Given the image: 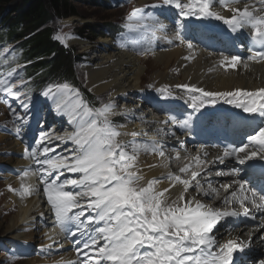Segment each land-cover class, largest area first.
<instances>
[{
	"label": "snow or ice",
	"instance_id": "obj_1",
	"mask_svg": "<svg viewBox=\"0 0 264 264\" xmlns=\"http://www.w3.org/2000/svg\"><path fill=\"white\" fill-rule=\"evenodd\" d=\"M145 7L175 9L174 34L169 37L167 25L152 13H146L144 8H134L129 13V31L138 30L131 27L135 21L138 27L151 29L153 40L178 41L180 45L186 44L191 52L194 45L186 43L184 30L187 26L183 21L189 18L220 21L234 34L246 33L250 45L246 49V60L239 53L221 55L219 67L235 70L241 65L248 70L252 63H264V0H162V4ZM145 20H151V26L143 23ZM157 31L161 33L160 37L156 36ZM54 38L67 47L72 37L57 33ZM138 54L144 55L146 51L141 50ZM193 58L191 55L183 57L188 61ZM25 67L26 64L17 61L15 49L5 46L0 50V103L23 124L30 119L37 121L32 144L23 150V158L32 161L36 167L30 165L21 170L17 178L23 181L30 175L38 176L42 190L37 185L22 184L19 191L11 186L8 191L21 199L43 195L50 208L52 231L58 228L64 241H71L75 248L76 259L68 260L67 264H234V254H244L250 248L253 232L264 229V86L255 90L210 91L180 83L157 88L161 99L183 100L193 113L223 101L258 119L244 121L250 129L245 134L246 142L242 138L239 145L226 148L211 159L205 146L200 145L197 154L191 157L195 166L186 164L179 169L183 176L169 171L167 175L145 180L139 165L140 155L167 159L165 144L155 139H137L141 134L135 131L122 132L120 129L125 125L114 124L111 117L119 114L127 118V111L118 113L111 100L100 107L89 106L80 90L66 81L50 83L40 94L52 101L58 115L68 117L73 130L61 134L51 126L44 127L31 103L30 80L19 71ZM153 87L149 85V88ZM10 100L19 103V111ZM21 111L24 115H20ZM139 119L143 120V116ZM169 122L191 131V115L179 120L168 115L163 123ZM125 135L132 139H121ZM148 135L143 133L144 137ZM16 137L24 142L19 132ZM55 141L63 145L70 143L73 147L58 153L60 145L54 144ZM180 143L183 146L184 142ZM175 158L179 160V152ZM226 159H234L236 165L247 167L232 166L228 171H216V176L232 178L228 183H221L219 188L213 187L208 179L213 175L212 167L196 170L202 163L224 164ZM164 166L168 167V164ZM242 171L246 176L241 175ZM165 183L168 187L161 188ZM177 186L180 190L174 195L172 189ZM220 189L225 193L231 189L222 203L239 205L241 211L235 207L222 211L197 198H218ZM256 212L262 214L261 222L250 229L248 239L233 237L232 231L239 224L230 223L229 218L232 221L241 217L256 221ZM40 216L43 218L44 213ZM222 222L227 239L217 228ZM45 236L51 243L42 245L41 252L48 249L51 253L53 245L63 246L56 236L48 232ZM259 239L264 240V234ZM61 264H64L63 260ZM259 264H264V259H260Z\"/></svg>",
	"mask_w": 264,
	"mask_h": 264
},
{
	"label": "bare ground",
	"instance_id": "obj_2",
	"mask_svg": "<svg viewBox=\"0 0 264 264\" xmlns=\"http://www.w3.org/2000/svg\"><path fill=\"white\" fill-rule=\"evenodd\" d=\"M148 3V0L142 1V4ZM165 25H167L168 36H171L173 31V27L171 24L167 23V19L163 20L160 19ZM193 32L198 29L197 27H192ZM161 33H156V35H160ZM70 43L80 42V39L76 37H72L69 40ZM99 49L101 54L97 55L96 60L94 61L95 64L91 68H88V86L92 89L95 94H102V93H110V98L116 101L120 100V95H130L133 96L134 93H137L145 99L149 100L152 98L155 102L153 105L155 106L157 102L161 99L160 97L141 91V84L143 80L144 70L142 68V64L140 62L139 57L134 53L126 52L121 48L116 47L113 44L111 39H101L99 42ZM186 46V44H185ZM99 54V53H98ZM194 54L200 55L198 59L194 62H189L187 60H182V56L185 55L181 48H174L170 50H163L160 52H156L154 55L149 57L151 59L152 65L157 69L154 75L155 80L158 84L167 83L170 85H176L180 83H189L196 85L198 87H203L205 90L210 91H229L235 89H245V90H255L258 87L264 86V65L261 64H251L248 70H245L241 65H238L237 71H230V72H214V69L211 64V59L206 58L205 54L199 53V51L195 52ZM184 65V67H183ZM174 67L175 70H180L179 72V79L174 80V75L171 74L170 69ZM211 69V71H209ZM180 80V81H179ZM143 92V93H141ZM146 93V94H145ZM148 94V95H147ZM148 96V97H147ZM140 101L143 104H146V100L141 98ZM169 100H164L161 102L163 110H170L173 114H181L180 108L175 106L174 104L168 103ZM167 103V104H166ZM166 104V105H165ZM134 105V104H133ZM133 105H130L133 106ZM129 106V105H128ZM169 106V107H168ZM140 107V111L144 108L137 104L133 106L135 110ZM189 106L185 104V109ZM133 109V110H134ZM38 113L40 118L46 119V114L48 112L52 113L57 117V124L54 128L58 131H72L69 128L68 117L58 115L54 110V105L46 101H42L40 107L38 108ZM145 113V112H144ZM143 112H140V115ZM66 121L64 122V120ZM156 119V118H155ZM142 121V125L141 122ZM48 122V121H47ZM146 120H140L139 116H135L134 122L131 123L126 128H123L121 131L126 133H131L135 131L139 133L141 128L146 126V131H142L139 139H146L143 136V133L147 132L152 137H156L154 135L155 130L146 125ZM155 122L153 118L149 121V123ZM65 124V126H63ZM168 128H172L175 130L174 126H169L168 123L166 124ZM19 127L25 128L26 124H19ZM16 129V127H15ZM144 129V130H145ZM148 130V131H147ZM14 131V130H13ZM5 132V131H4ZM33 130L29 133L26 129H21L20 135L24 137V142L22 143L20 139H12V137H7L2 135L0 138V151H11L13 157L2 159L1 161H5L10 167L13 169L21 170L27 169L30 165L32 168H35V164L31 163L30 160H25L23 158V148L25 146H29L32 144V135ZM172 132L169 133V138ZM129 135L123 136V138ZM171 141V139H170ZM60 145V143H59ZM72 147V145L70 144ZM168 146V145H167ZM66 148H69L68 146ZM63 149L57 148V152H61ZM65 153V152H64ZM166 151V156H167ZM5 157V156H4ZM164 159V158H162ZM143 165V175L144 179H148L149 177H155L158 175V171L154 170L153 167H148V165H157V156H144L142 161ZM7 169V168H6ZM5 176V175H4ZM36 176H32V180H35ZM12 175H7V181L13 180ZM31 180L30 176L25 178V181ZM17 185L23 184V181H19V179H15ZM166 187V186H165ZM176 190V189H175ZM12 199L16 202L18 206L17 212L11 217L8 224L4 227V238L8 239H23L27 241L36 240L37 237L34 232L30 233H23L22 231L29 227L30 223L33 218H35V210H40L41 200L38 198H24L21 199L18 195L12 196ZM12 207V203L10 204ZM53 227L48 229V233L52 230ZM256 232V231H254ZM57 233V229L55 230V234ZM61 237V236H60ZM254 244L257 245V250H259L256 255L260 256L261 254L264 255L262 251L260 240L255 237ZM37 262V260H28L22 261L20 264H32ZM253 263V261H252Z\"/></svg>",
	"mask_w": 264,
	"mask_h": 264
},
{
	"label": "trees",
	"instance_id": "obj_3",
	"mask_svg": "<svg viewBox=\"0 0 264 264\" xmlns=\"http://www.w3.org/2000/svg\"><path fill=\"white\" fill-rule=\"evenodd\" d=\"M82 2L83 0H73ZM72 0H0V39L18 42L29 63L28 74L37 75L38 86L57 80L76 81V66L83 60L78 47H65L54 37L56 21L80 16ZM90 6L107 7L106 0H89ZM112 23L85 24L77 33L91 42L105 36Z\"/></svg>",
	"mask_w": 264,
	"mask_h": 264
},
{
	"label": "rangeland",
	"instance_id": "obj_4",
	"mask_svg": "<svg viewBox=\"0 0 264 264\" xmlns=\"http://www.w3.org/2000/svg\"><path fill=\"white\" fill-rule=\"evenodd\" d=\"M73 1V0H72ZM89 0H83L82 2H77V1H73V5H75L77 7V11L79 13L80 16L78 17H71L68 18L66 20H60V21H56L55 22V26L57 27V33H61L64 35H68L71 36L72 34H75V32L77 31V29L81 28L82 26H84L85 24H102L104 21L108 22V23H112L111 25L107 26L106 29L108 30V32L113 36V37H117L116 36V30H118V26L115 25L114 23L116 22H122L124 20V15H127L128 12H126L125 10H119V9H112V8H103V7H94V6H90L88 3ZM108 1V0H106ZM103 39V38H99L97 39L95 42H91L89 40H83V42H76V43H72L70 44V42L68 41V47L70 46H77L78 49L80 50L79 53L81 54H86L87 55V59L89 61H95L97 58V55H100V49H99V44L98 42ZM107 39V38H105ZM127 38L125 37H121V42H123L124 46L127 45ZM127 52H131L132 54H134V51H127ZM99 53V54H98ZM136 54V53H135ZM151 57V56H149ZM148 57V58H149ZM148 58H140V62L142 64V68L144 70V75H143V80H142V84L141 86L144 88L146 86H149V84L151 83H155V72H156V68L152 65L151 59ZM88 69V68H87ZM87 69L82 68L80 69L79 64L76 66V81L74 79H72V84L75 86H79L82 90L86 91L89 95L90 98L95 96V100L101 99L102 103L103 102H107L110 100V93H103V94H95L94 92H92V89L88 86V73H87ZM170 71L172 72L171 74L174 75V80H178L180 75L178 73V76H176V71L175 68L172 67L170 69ZM180 81V80H179ZM89 89H91V91H89ZM152 94V93H151ZM93 95V96H92ZM13 107L17 108V110L19 111V103L15 100H10L9 101ZM97 102H99L97 100ZM32 105H34L32 103ZM37 106L38 104L35 105V109L37 110ZM20 115H24V113L21 111ZM20 121L15 120L14 116L10 114V110L9 108L3 104L0 103V138L2 135L7 137H12V139H16L17 137L14 136L15 134V130L18 127V124H23V123H19ZM16 127V129H15ZM14 130V131H13ZM5 131V132H4ZM18 139V138H17ZM16 139V140H17ZM10 151H0V158L7 159L10 158ZM5 156V157H4ZM8 163H6L5 161H1L0 160V193L5 192L4 189H1V186H3V181L5 180V176L7 171H8ZM7 168V169H6ZM17 196V195H15ZM2 197V196H1ZM0 197V239H4L6 240L3 236H4V227L8 224V222L10 221L11 217L17 212L16 210L13 211L10 208V204L11 201L9 198H7V196H4L1 198ZM13 208V207H12ZM14 209V208H13ZM34 261V260H33ZM22 262V261H20ZM20 262L18 264H20ZM0 264H5L4 262V258L2 256H0ZM13 264H17L16 262H14Z\"/></svg>",
	"mask_w": 264,
	"mask_h": 264
}]
</instances>
